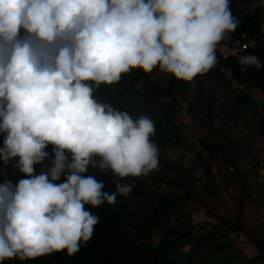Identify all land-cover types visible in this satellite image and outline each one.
I'll list each match as a JSON object with an SVG mask.
<instances>
[{
  "label": "clouds",
  "instance_id": "clouds-1",
  "mask_svg": "<svg viewBox=\"0 0 264 264\" xmlns=\"http://www.w3.org/2000/svg\"><path fill=\"white\" fill-rule=\"evenodd\" d=\"M230 2L0 0V160L18 158L14 167L26 176L0 184V264L74 256L100 220L85 206L114 205L135 187L121 181L160 170L153 119L133 118L94 93L133 69L185 82L209 73L240 24ZM236 58L241 73L260 66L252 53ZM89 167L110 172L115 191L84 175Z\"/></svg>",
  "mask_w": 264,
  "mask_h": 264
},
{
  "label": "trees",
  "instance_id": "trees-1",
  "mask_svg": "<svg viewBox=\"0 0 264 264\" xmlns=\"http://www.w3.org/2000/svg\"><path fill=\"white\" fill-rule=\"evenodd\" d=\"M230 9L240 20L236 31L230 34V48L236 47L238 41L253 42L240 54L258 56L260 66H251L241 73L237 55L224 58L218 49L217 67L192 82L178 81L170 75L165 82L156 80L153 76L157 68L148 74L133 69L118 83L101 84L94 93L98 101L127 111L133 118L147 114L153 119L156 134L151 139L159 147L160 170L147 177H127L121 181L135 180V187L128 197L118 195L114 205H86L100 220L88 246L81 247L74 256L62 251L35 260H5L3 264H264V240L242 219L245 198L241 199L235 217L212 213V219L198 223L191 210V201L201 200L203 190L218 198L223 182L231 179H239L244 188L253 190L252 179L259 172L254 133L249 124L264 132V105L252 92V88H258L264 93V32L259 31L264 24V0H231ZM24 34L21 29L20 35ZM183 100L189 101L190 114L206 128H214V123L229 130L243 127V134L230 137L228 144L209 137L199 139L198 143L190 141L179 119ZM197 109L203 114H198ZM4 136L0 133V147L4 146ZM174 149L190 151V163L171 160L168 153ZM16 160L8 165L0 160V184L6 180L16 184L26 178L14 167ZM242 160L247 167L241 174ZM40 165L35 166L36 174L40 173L36 169ZM197 171L201 174L197 175ZM84 175L95 176L104 181L106 191H115L110 172L105 175L89 167ZM64 179L61 176L57 183ZM162 182L175 189H153ZM239 233H246L257 245V254L247 256L236 247L233 235Z\"/></svg>",
  "mask_w": 264,
  "mask_h": 264
},
{
  "label": "rangeland",
  "instance_id": "rangeland-1",
  "mask_svg": "<svg viewBox=\"0 0 264 264\" xmlns=\"http://www.w3.org/2000/svg\"><path fill=\"white\" fill-rule=\"evenodd\" d=\"M230 38L221 42L220 47H226V51L231 48ZM168 75L158 72L153 76L154 79L165 82ZM255 98L264 105V93L258 88H252ZM192 94L189 96L191 99ZM192 101V99L190 100ZM188 100H183L179 106V119L183 125L185 136L193 142L198 143L199 139L209 137L213 141L225 142L231 138L243 134V127H233L232 129H224L218 123H214V128L203 126L201 122L190 114L188 110ZM194 104V103H193ZM198 114H203V111L197 109ZM251 131L254 133L253 142L255 151L259 158V172L253 177V190L246 186L239 179H231L222 184V192L218 198H214L203 190L202 198L199 201H191V210L193 211V220L198 223H203L206 220L212 219V213L235 217L240 208V201L245 198L243 205L242 219L245 225L261 240H264V132L257 130V127L252 123L249 124ZM234 140V139H233ZM52 145H49L46 151L52 152ZM168 157L175 162H183L189 164L192 154L188 150L174 149L170 150ZM50 165V160L45 161L36 169L41 173L42 170H47ZM247 164L242 160L240 162V173L242 174ZM38 173V172H37ZM39 173V174H40ZM201 171H197L200 175ZM217 179H221L217 175ZM153 189L158 192H167L174 190V187L168 186L166 183H159L153 186ZM233 241L237 248H239L245 255L253 256L258 253L257 245L248 237L246 233H239L233 235Z\"/></svg>",
  "mask_w": 264,
  "mask_h": 264
},
{
  "label": "built area",
  "instance_id": "built-area-1",
  "mask_svg": "<svg viewBox=\"0 0 264 264\" xmlns=\"http://www.w3.org/2000/svg\"><path fill=\"white\" fill-rule=\"evenodd\" d=\"M253 42H237V46L231 50L221 52L224 58L228 57L230 54L239 55L241 51L247 49L249 46L253 45Z\"/></svg>",
  "mask_w": 264,
  "mask_h": 264
}]
</instances>
